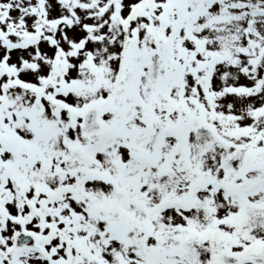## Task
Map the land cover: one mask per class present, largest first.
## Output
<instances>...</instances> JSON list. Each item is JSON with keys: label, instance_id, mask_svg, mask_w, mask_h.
I'll use <instances>...</instances> for the list:
<instances>
[{"label": "snow or ice", "instance_id": "snow-or-ice-1", "mask_svg": "<svg viewBox=\"0 0 264 264\" xmlns=\"http://www.w3.org/2000/svg\"><path fill=\"white\" fill-rule=\"evenodd\" d=\"M0 264H264V0H0Z\"/></svg>", "mask_w": 264, "mask_h": 264}]
</instances>
